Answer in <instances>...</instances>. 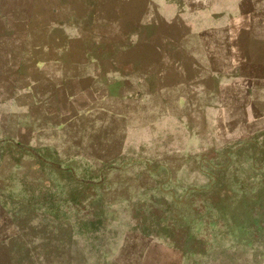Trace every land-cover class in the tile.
I'll return each mask as SVG.
<instances>
[{"label":"rangeland","instance_id":"1","mask_svg":"<svg viewBox=\"0 0 264 264\" xmlns=\"http://www.w3.org/2000/svg\"><path fill=\"white\" fill-rule=\"evenodd\" d=\"M187 1L154 97L33 120L0 66V264H264V0Z\"/></svg>","mask_w":264,"mask_h":264},{"label":"crops","instance_id":"2","mask_svg":"<svg viewBox=\"0 0 264 264\" xmlns=\"http://www.w3.org/2000/svg\"><path fill=\"white\" fill-rule=\"evenodd\" d=\"M180 3L185 11L173 0L41 1L39 6L2 0L0 66L17 73L22 96L40 110L50 106L41 111L46 118L33 120L59 115L60 106L81 109L154 97L184 82L177 53L185 56L194 48L184 17L192 5L204 7ZM7 40L10 49L4 47Z\"/></svg>","mask_w":264,"mask_h":264}]
</instances>
